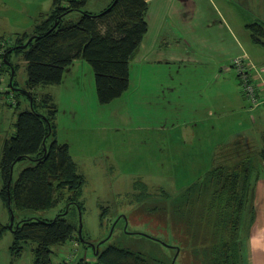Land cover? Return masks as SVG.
<instances>
[{
	"label": "rangeland",
	"instance_id": "1",
	"mask_svg": "<svg viewBox=\"0 0 264 264\" xmlns=\"http://www.w3.org/2000/svg\"><path fill=\"white\" fill-rule=\"evenodd\" d=\"M111 1L88 0L84 10L98 14ZM170 7L172 5L167 9ZM157 8L156 4L152 6L158 13ZM81 15L82 12L74 11L65 20L75 22ZM175 28L171 17H166L159 44L168 42L170 34L176 32ZM174 37L180 38L177 32ZM262 38L264 40V35ZM181 48H188L187 43H182ZM256 48L262 49L261 45ZM148 52L141 43L130 63L129 88L110 103L98 101L94 72L83 59L74 61L71 72L65 74L61 84L40 85L34 90L37 96H52L57 106L58 140L69 145L77 172L85 180L80 209L69 205L66 199L51 209L14 208L15 223L28 218L51 220L63 212L77 230L81 223L78 241L68 240L53 246V264H77L81 260L92 263L95 261L94 250H97L93 245L99 251L109 245L128 248L154 264H201L203 244L200 243L209 236V228L203 229L217 216V211L213 210L215 206L210 208L213 186L208 173L221 164L218 155L233 139L231 137H235L236 132L251 129L250 117L255 113L248 110L232 112L222 105L218 116L203 117L204 121L193 129L190 115L168 104L167 87L174 85L169 76L199 82L206 67L197 66L193 71L188 66L176 74L179 64H157L155 59L147 60ZM10 60L15 66L14 87L23 88L27 79L26 62L16 53ZM245 61L247 63L246 58ZM233 67L232 75L235 73L241 82ZM252 71L248 68L250 83L261 101L264 95L253 79ZM6 78L7 85L10 78L7 73ZM207 86L192 85L189 91L205 90ZM220 86L209 85V89L215 95ZM239 87L244 94L241 84ZM8 90H11L9 86ZM244 99L245 109L248 106L251 110L258 108L246 97ZM16 100L20 103L18 110L31 107V98L24 93H18ZM7 108L15 114L18 111ZM208 122L214 125V132H206L210 129L206 126ZM14 132L15 126L7 117L6 129L0 130V143ZM30 164L28 160L17 163L13 168V181ZM1 206L0 201V215ZM248 220L244 217L241 221L242 234ZM5 234H11V230L7 229ZM33 246L32 242H27L24 251H31Z\"/></svg>",
	"mask_w": 264,
	"mask_h": 264
},
{
	"label": "trees",
	"instance_id": "2",
	"mask_svg": "<svg viewBox=\"0 0 264 264\" xmlns=\"http://www.w3.org/2000/svg\"><path fill=\"white\" fill-rule=\"evenodd\" d=\"M87 1L54 0L51 12L41 16L33 32L6 40L7 47L0 56L2 70L9 76L11 68L15 69L11 55L23 56L27 71L25 86L14 87L15 71L8 86L15 97L24 93L31 98V107L24 110H18L17 101L15 132L4 139L0 149V198L10 215L14 214V208L51 209L62 199L81 208L85 180L77 172L69 145L56 138L57 106L50 94L37 96L34 90L40 85H59L66 69L76 59L91 65L100 103H110L129 87L130 63L148 29V2L112 0L98 14H92L84 10ZM74 11L82 12L80 18L75 22L66 21L65 17ZM247 28L254 42L264 44L263 25L252 23ZM256 154L264 161V149L249 148L246 142L239 140L222 148L218 155L221 164L209 171L213 186L210 208L215 206L217 216L203 229L209 228V236L200 243L203 244L201 264H244L238 226L248 201L250 161ZM24 160L31 164L13 181L12 167ZM65 216L63 212L51 220L28 218L14 222L18 226L14 224L11 230L13 256H18L25 244L32 242V264H53V246L79 239L77 227ZM100 219H103V211ZM7 229L9 224H0V237ZM94 256L95 261L89 264H154L141 254L118 245L106 246L98 252L94 250ZM77 264L87 262L81 260Z\"/></svg>",
	"mask_w": 264,
	"mask_h": 264
},
{
	"label": "crops",
	"instance_id": "3",
	"mask_svg": "<svg viewBox=\"0 0 264 264\" xmlns=\"http://www.w3.org/2000/svg\"><path fill=\"white\" fill-rule=\"evenodd\" d=\"M53 1L0 0V49L3 53L6 40H11L17 34L33 32L41 16L51 12ZM146 2H148L146 14L148 29L141 43L149 50L146 55L147 60L155 59L154 62L157 64H179L176 66L178 68L175 71L176 74H179L182 69L186 70L188 66L193 71L197 66L206 67L199 76L202 79L199 82L169 76L174 85L167 87L168 104L176 109L179 108L181 113H188L193 129L204 121L203 117L211 119L215 115L218 116V110L222 105L225 110H232V112L245 113L247 110L254 112L255 116L250 117L251 129L243 130L242 133L236 132L235 137H231L232 142L230 141L225 146L241 140V142H246L249 148L258 151L264 149V104L253 110L249 106L245 109L242 103V99H245L238 79L235 73L233 75L231 73V70L235 72L233 61L236 58L244 60L246 58L249 70H253L252 77L261 87V93L264 95V44L254 42L247 28V25L252 23L264 26V0H146ZM155 4L158 7V13L152 10ZM168 5L172 7L167 9ZM168 16L173 20L180 38L174 37L176 32H173L168 42L164 41L159 44V38L164 32V24ZM171 38H173L174 46H172ZM184 42L187 43L188 48H181ZM257 45H261L262 49L256 48ZM0 61L3 60L0 58ZM73 65L66 69L65 74L71 72ZM2 68L0 64L2 76L0 81V130H5L7 117L13 125L16 120V114L10 112L11 110L7 107H13L15 110L17 100L13 92L7 91L9 84L6 85V71ZM213 84L222 85L215 95L209 89V85ZM192 85L208 86L205 90L200 88L189 91V86ZM11 97L15 100V104L11 103ZM215 106H217L216 109ZM224 114L229 113L224 111ZM206 126L211 129L206 132H214L213 124L208 122ZM8 130L10 134L13 132L12 128ZM8 136L2 140L4 141ZM56 138L58 139V129ZM212 139L210 137V140ZM250 165L248 201L241 216V221L244 217H248L249 220L243 234L240 221L238 234L241 232L239 238L244 264H264V161L256 154L251 158ZM0 201L2 205L0 224H9L10 212L1 198ZM6 231L0 237V264H32V250L26 252L23 249L18 256H13L10 250L13 234L12 231L11 234H5Z\"/></svg>",
	"mask_w": 264,
	"mask_h": 264
},
{
	"label": "built area",
	"instance_id": "4",
	"mask_svg": "<svg viewBox=\"0 0 264 264\" xmlns=\"http://www.w3.org/2000/svg\"><path fill=\"white\" fill-rule=\"evenodd\" d=\"M2 53H3L2 49H0V55H2ZM0 64H1V61H0ZM233 65L237 69L239 78L241 79V82H239V84H241L242 89L244 91V94L242 93L243 96L246 97L254 107L256 106L258 107L261 102H264V99L260 101L255 95L254 86L250 83L251 78L248 75V68H247L246 61L243 58H236L233 61ZM1 77L2 76L0 73V81H1ZM11 102L13 104L16 103L12 97H11Z\"/></svg>",
	"mask_w": 264,
	"mask_h": 264
},
{
	"label": "water",
	"instance_id": "5",
	"mask_svg": "<svg viewBox=\"0 0 264 264\" xmlns=\"http://www.w3.org/2000/svg\"><path fill=\"white\" fill-rule=\"evenodd\" d=\"M116 0H114V2H115ZM113 2V3H114ZM24 47V46H23ZM13 74H14V70H13V68H11V77H10V81H12V78H13ZM44 150H46V148H44ZM12 174H13V167H12V170H11V177H12ZM18 225L17 224H15V227H17ZM13 227H14V216L13 215H11V217H10V223H9V229L10 230H13ZM81 223H80V227H79V230H78V234H79V236L81 235ZM81 237V236H80ZM93 248L94 249H97V252H98V248L96 247V246H93Z\"/></svg>",
	"mask_w": 264,
	"mask_h": 264
}]
</instances>
